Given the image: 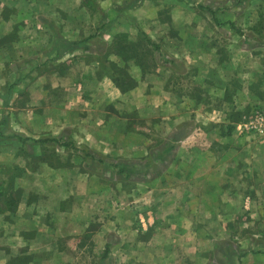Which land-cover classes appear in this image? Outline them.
Masks as SVG:
<instances>
[{"label":"rangeland","instance_id":"1","mask_svg":"<svg viewBox=\"0 0 264 264\" xmlns=\"http://www.w3.org/2000/svg\"><path fill=\"white\" fill-rule=\"evenodd\" d=\"M95 1L0 0V232L43 264H264V0Z\"/></svg>","mask_w":264,"mask_h":264},{"label":"crops","instance_id":"2","mask_svg":"<svg viewBox=\"0 0 264 264\" xmlns=\"http://www.w3.org/2000/svg\"><path fill=\"white\" fill-rule=\"evenodd\" d=\"M136 87H134V89ZM9 233L12 234V232H8L6 228H3L0 232V264H22L23 258L26 259V256H30V258H33L32 261L28 260L27 264H43L42 258H35L36 255L32 252L30 253L29 251L31 250V245L34 244V240L36 239V237L41 236L38 235L39 233L38 231H35L34 227L31 229V231L26 230V232L21 231L19 233L20 238H18L21 242H23L24 245V247L21 249H18L16 246L13 245V243L19 242L18 238L15 237L14 239H11L12 235H7ZM18 255H25V257L22 258ZM24 264H26V262Z\"/></svg>","mask_w":264,"mask_h":264},{"label":"trees","instance_id":"3","mask_svg":"<svg viewBox=\"0 0 264 264\" xmlns=\"http://www.w3.org/2000/svg\"><path fill=\"white\" fill-rule=\"evenodd\" d=\"M83 5L88 6L92 9H95V10H100L97 3L95 2V0H84ZM144 40L149 46L153 47L155 50L158 49L157 46L154 45V43H152L146 37H144ZM37 142H40L43 144L48 143V142H53L58 146L70 148L73 152H77L79 150L73 143H71L69 141H62L60 139H44V140H40ZM2 196H3V194H2L1 185H0V198H2Z\"/></svg>","mask_w":264,"mask_h":264},{"label":"built area","instance_id":"4","mask_svg":"<svg viewBox=\"0 0 264 264\" xmlns=\"http://www.w3.org/2000/svg\"><path fill=\"white\" fill-rule=\"evenodd\" d=\"M253 114V118L251 119L250 122L245 123L243 125L244 130H251V129H256L258 133H263L264 132V113L255 111Z\"/></svg>","mask_w":264,"mask_h":264}]
</instances>
